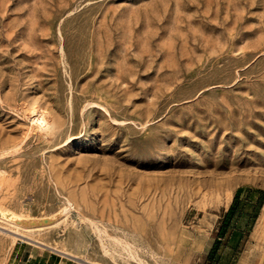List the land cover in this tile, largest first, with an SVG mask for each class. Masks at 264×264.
<instances>
[{
  "label": "rangeland",
  "instance_id": "1",
  "mask_svg": "<svg viewBox=\"0 0 264 264\" xmlns=\"http://www.w3.org/2000/svg\"><path fill=\"white\" fill-rule=\"evenodd\" d=\"M248 187L264 0H0V264H264Z\"/></svg>",
  "mask_w": 264,
  "mask_h": 264
},
{
  "label": "crops",
  "instance_id": "2",
  "mask_svg": "<svg viewBox=\"0 0 264 264\" xmlns=\"http://www.w3.org/2000/svg\"><path fill=\"white\" fill-rule=\"evenodd\" d=\"M263 206H264V190L257 188H249V187L245 189L237 190L228 211V215H227V218L229 219L228 222H230L231 219H234L236 220V224L239 223L240 220L243 218L241 208L244 209L248 207L252 210V215L248 217L250 223L252 224L257 219L258 216L257 214L263 208ZM228 228H229L228 224L224 223L222 226L221 234H223V232L226 231ZM236 230L242 233L243 228L242 227L239 228L236 226ZM246 232L248 233L249 231ZM17 255L19 254L17 253ZM23 255L24 253H21L20 261L17 262L16 264L31 263V257L27 258L25 261H22ZM51 255L57 256V254L53 252H50L49 257H51ZM243 259L244 257H242L240 260Z\"/></svg>",
  "mask_w": 264,
  "mask_h": 264
},
{
  "label": "bare ground",
  "instance_id": "3",
  "mask_svg": "<svg viewBox=\"0 0 264 264\" xmlns=\"http://www.w3.org/2000/svg\"><path fill=\"white\" fill-rule=\"evenodd\" d=\"M36 113H37V112H36L35 110H33V109H31L30 112H29V115H30V117L33 118V121H34L35 125H36L41 131H50L51 127H50V125L47 123L46 117L44 118L42 115H40V114L37 113L38 115H40V116H38ZM40 113H41V112H40ZM41 114H42V113H41ZM6 217H7V215H6ZM9 217H11V216H9ZM11 218H12V217H11ZM126 247H127V249H128V246H126ZM129 248H131V247H129ZM129 251H130V249H129Z\"/></svg>",
  "mask_w": 264,
  "mask_h": 264
},
{
  "label": "trees",
  "instance_id": "4",
  "mask_svg": "<svg viewBox=\"0 0 264 264\" xmlns=\"http://www.w3.org/2000/svg\"><path fill=\"white\" fill-rule=\"evenodd\" d=\"M212 254H213V252H212ZM212 260H213V257H212V255H210L208 257V264H212L213 263Z\"/></svg>",
  "mask_w": 264,
  "mask_h": 264
}]
</instances>
